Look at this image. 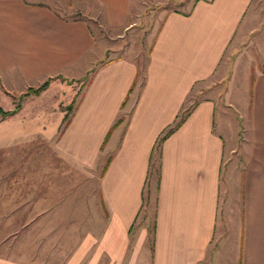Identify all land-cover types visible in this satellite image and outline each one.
I'll return each instance as SVG.
<instances>
[{
    "label": "crops",
    "instance_id": "0c3cea01",
    "mask_svg": "<svg viewBox=\"0 0 264 264\" xmlns=\"http://www.w3.org/2000/svg\"><path fill=\"white\" fill-rule=\"evenodd\" d=\"M252 3L192 0L186 11H162L140 72L126 55L104 60L108 49L88 20L73 16L79 12L99 18L107 29L124 30L135 22L128 16L140 13L138 2L131 12L133 0H0V93L6 97L47 77L77 80L97 64L53 141L55 153L76 170L91 172L102 161L97 189L104 218L91 238L95 246L76 249L67 264L82 259L84 264H264V19ZM248 41L260 53L258 61L242 62L239 51L251 45ZM228 66L231 91L228 98L224 90L225 103L244 119L246 136L237 208L228 206L219 230L225 141L215 128L216 102L212 97L193 102L188 96L195 84L213 74L221 77ZM62 83L53 80L30 96H47ZM24 105L0 121V143L15 141L14 125L24 136L26 121L50 128L60 124V112L39 110L34 120L18 116ZM190 105L188 115L160 143L158 173L152 171L146 184L157 136ZM235 141L229 138V152ZM152 191L148 249L147 229L137 224ZM0 264L18 263L0 258Z\"/></svg>",
    "mask_w": 264,
    "mask_h": 264
},
{
    "label": "rangeland",
    "instance_id": "374dc122",
    "mask_svg": "<svg viewBox=\"0 0 264 264\" xmlns=\"http://www.w3.org/2000/svg\"><path fill=\"white\" fill-rule=\"evenodd\" d=\"M191 1L133 0L130 11L136 12L134 5L138 2L140 13L138 16L135 14L128 16L130 21L135 22L124 30L107 29L106 26H102L99 18L91 19L82 14L81 16L79 12H74L73 16L88 20L95 38H99L102 47L108 49L104 60L126 55L136 62L141 72L162 11H186ZM252 4L258 7L256 10L258 17L262 13L264 19V0H253ZM251 42L248 41L247 45L251 44L248 47L244 44L240 48L242 62L260 55ZM224 59L226 61L227 52ZM252 71L253 68L248 73L251 74ZM229 72L230 66L223 69L221 77L213 74L195 84L188 96L193 102L202 97H212L216 102L215 128L223 135L225 141L220 166L217 222L219 230L225 226V219L228 218V206L231 209L237 208V190L243 164L242 149L246 136L244 119L241 120L239 112L225 103L231 91L230 87L228 89ZM87 74L72 81L60 76L45 78L41 83L49 78V82L55 80L63 83L58 90L55 89V92L43 97L30 95L29 98L21 97L23 93L6 97L0 93V107L9 110L18 104L19 111L25 104L23 113L18 116L21 115L24 119L31 117L30 120L37 118L39 110L42 113L44 110L49 114L60 112L61 116L68 115L70 110L67 111L65 107L72 101V106L74 105L87 81ZM238 85L244 90L243 80H240ZM225 89H228L227 99L224 98ZM51 98L56 100L54 106L50 105L53 102ZM48 107H52L53 110H47ZM10 117L0 115V121ZM12 118L19 119L16 116ZM26 122L28 124L24 128V136L20 134V127L14 125L11 129L14 131L17 129V132L12 131L16 133L15 141L6 145L0 143V258L18 264H67L71 253L76 249L87 247L91 251L95 246L91 242L99 234L101 219L104 218L97 189L102 161L91 172L76 170L53 149V141L63 124L62 120L56 128H50L42 123L37 125V121ZM5 130L6 127L2 129V134ZM229 138L236 140L232 152L228 151ZM152 199L153 191L149 203L144 207L147 212L141 213V220L137 224L147 229L148 235L144 240V246L148 249L152 226ZM132 239L133 236L131 244ZM77 264H84V259Z\"/></svg>",
    "mask_w": 264,
    "mask_h": 264
},
{
    "label": "trees",
    "instance_id": "16d2710c",
    "mask_svg": "<svg viewBox=\"0 0 264 264\" xmlns=\"http://www.w3.org/2000/svg\"><path fill=\"white\" fill-rule=\"evenodd\" d=\"M101 62H99L100 64ZM98 64V65H99ZM97 67V64L94 65L89 71L88 74L92 73L95 68ZM87 74V75H88ZM89 76L87 77L88 80ZM50 78L45 80L43 83H41L40 85L36 86V87H28L25 92H23V94H21V97L23 96H28V95H38L42 90H44L47 86H48V82H49ZM67 82V80H65ZM72 81V80H70ZM72 102H70L65 109L68 111L70 110V112L73 109L72 106ZM193 107V105L188 106L187 108L181 110L178 114L175 115L174 120L172 121L171 124H169L168 126H166L161 132L160 134L157 136L155 142H154V146L152 147L151 153H150V158L148 160V170H147V176H146V184L148 183V178L149 175L152 173V171H155V173H158V147L160 145V143L162 142V140L164 138H166L176 127H178L180 125V123L184 120V118L188 115V113L190 112L191 108ZM19 108V105H15L13 108L9 109V110H3L0 107V115L1 116H9L12 115L14 112L17 111V109ZM69 112V114H70ZM69 114H64L62 116V126L60 127L58 133H61V131L63 130V128L65 127V125L68 122V118H69ZM120 119L118 118L110 127L113 128L115 125H117L119 123ZM109 131L106 133L102 144L105 142V140L107 139ZM144 203H145V199H144ZM143 206V205H142ZM146 212V209H144Z\"/></svg>",
    "mask_w": 264,
    "mask_h": 264
}]
</instances>
